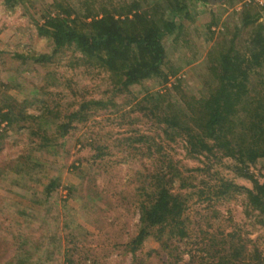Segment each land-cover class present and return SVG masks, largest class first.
Segmentation results:
<instances>
[{
    "label": "rangeland",
    "instance_id": "374dc122",
    "mask_svg": "<svg viewBox=\"0 0 264 264\" xmlns=\"http://www.w3.org/2000/svg\"><path fill=\"white\" fill-rule=\"evenodd\" d=\"M133 1L0 0V264H188L191 257H205L214 235L220 240L233 230L264 248V227L246 215L245 196L237 192L253 188L250 178L234 172L238 161L189 154L175 129L164 133L149 110L152 96L179 79L189 96L200 97L222 38L245 33L243 9L264 7L249 0H186L189 17L178 16L183 26L163 40L167 77L120 91L97 56L56 50L52 37L40 31L64 8L73 15L102 14L104 7L122 10ZM136 1L144 8L160 1L169 18L181 0ZM42 54L51 60H34ZM93 99L106 103L85 110V120L62 136L59 125ZM7 104L13 123L1 120ZM261 165L249 171L264 183ZM173 174L171 192L187 207L189 235L173 251L182 254L172 257L163 249L167 233L160 240L157 228L133 254L129 243L140 229L141 206L158 179ZM225 181L234 184L224 195ZM51 182L56 185L48 195Z\"/></svg>",
    "mask_w": 264,
    "mask_h": 264
},
{
    "label": "trees",
    "instance_id": "16d2710c",
    "mask_svg": "<svg viewBox=\"0 0 264 264\" xmlns=\"http://www.w3.org/2000/svg\"><path fill=\"white\" fill-rule=\"evenodd\" d=\"M4 1L9 4L17 2ZM234 1L230 2L234 4ZM162 5L159 1L144 8L134 0L123 5L122 10L104 7L102 14L89 11L75 15L74 10L64 8L50 16L40 26V31L52 37L56 50L68 47L89 58L97 56L112 71L120 91L149 78L167 77L163 70L167 61L163 40L183 26L177 22L178 16L189 17V12L186 0H181L175 4L172 16L168 18ZM263 17L264 10L256 7L242 10L241 20L246 35L236 30L232 39L222 38L223 42L216 49L208 68L200 97L189 96L179 79L172 88L152 96L154 105L149 109L156 122L164 128V133L175 129L174 135L185 143L189 154H220L238 161L234 172L250 178L253 188L237 186V192L245 196L243 207L246 215L253 217L262 227L264 183L250 173L249 167L261 161L264 168ZM33 58L37 62H47L52 55L42 54ZM105 103L100 99L83 102L78 110L70 113L66 122L59 125L61 135L65 136L75 121L85 120V110ZM5 106L4 119L1 120L13 123V108L9 104ZM174 175L166 181L159 178L155 191L149 194V202L142 204L140 229L129 243L133 254L154 228L159 231L160 240L167 233L162 242L163 249L169 250L172 257L182 254L180 251L175 255L173 251H179L181 246L178 242L189 235L185 217L187 207L184 199L171 192L169 184L175 179ZM233 184L225 181V191L220 194L225 195ZM55 185L51 182L47 186L48 195ZM222 234L224 236L220 240L216 235L209 240L204 249L205 257L200 261L191 257L188 264H264V248L257 239L245 238L238 230Z\"/></svg>",
    "mask_w": 264,
    "mask_h": 264
},
{
    "label": "built area",
    "instance_id": "2783aa9c",
    "mask_svg": "<svg viewBox=\"0 0 264 264\" xmlns=\"http://www.w3.org/2000/svg\"><path fill=\"white\" fill-rule=\"evenodd\" d=\"M250 2H254L259 6H263L264 7V0H249Z\"/></svg>",
    "mask_w": 264,
    "mask_h": 264
},
{
    "label": "crops",
    "instance_id": "0c3cea01",
    "mask_svg": "<svg viewBox=\"0 0 264 264\" xmlns=\"http://www.w3.org/2000/svg\"><path fill=\"white\" fill-rule=\"evenodd\" d=\"M208 9H209V10H211V8H210V7H208Z\"/></svg>",
    "mask_w": 264,
    "mask_h": 264
}]
</instances>
